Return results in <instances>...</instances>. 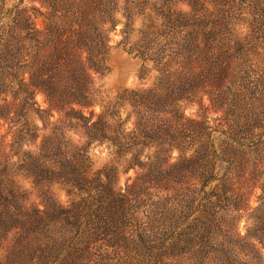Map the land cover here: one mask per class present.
<instances>
[{
  "label": "rangeland",
  "instance_id": "374dc122",
  "mask_svg": "<svg viewBox=\"0 0 264 264\" xmlns=\"http://www.w3.org/2000/svg\"><path fill=\"white\" fill-rule=\"evenodd\" d=\"M3 1L9 23L20 9L47 11ZM57 4L86 15L89 44L69 46L45 94L26 97L0 71V264H264V0ZM196 24L199 50L214 46L221 66L182 64ZM87 50L100 63L86 79L73 69ZM77 81L79 104L64 105ZM109 167L115 191L135 184L113 213L97 175Z\"/></svg>",
  "mask_w": 264,
  "mask_h": 264
},
{
  "label": "trees",
  "instance_id": "16d2710c",
  "mask_svg": "<svg viewBox=\"0 0 264 264\" xmlns=\"http://www.w3.org/2000/svg\"><path fill=\"white\" fill-rule=\"evenodd\" d=\"M37 1L40 4V7L47 9L46 12H41L39 9L32 8L33 16L27 15L26 9H20L17 12H14V17L9 23V9H5V3L3 0H0V71L1 79L9 78V68L14 72V77L20 78L16 85L22 87L21 92L26 97H33L35 93H44L46 91V86L51 83L47 80L48 73L54 71L55 73L63 68V66L68 67V60L66 59V51L69 49V46H78L86 47L89 42H81V34L83 33L84 20L86 15L83 12L74 10L71 12V9L74 8L73 4H70L68 7V14H57L60 13L59 5L57 0H32ZM38 18L43 19V28L38 29L36 27V20ZM57 20V21H56ZM196 29L193 32L187 34L186 39L184 40L182 46H184L185 51L181 52L180 57L182 58V64L185 65H195L198 64V61L204 62L205 60L209 63L211 67H214L216 64L221 66L224 58L222 57L223 53L220 55V58H217L214 54V46H209L208 49L199 50L198 37L204 35L202 30L199 29L198 24L195 25ZM12 33L11 46L14 48V64L9 66V34ZM77 37V40L72 42L70 39ZM47 48H52L51 52L47 56V60L43 62L41 60L40 54L43 51H46ZM82 49V48H81ZM61 51H64L62 54ZM81 51V50H80ZM188 53V54H187ZM207 53H210L211 57H206ZM87 58L85 62L77 57L75 60V66L73 69L75 74L79 77L88 78L86 71L93 69L95 73L98 72V65L100 60H95L98 56L92 50H87ZM201 56V60L199 59ZM204 56V57H203ZM15 57V58H14ZM28 74V81H23L22 76ZM47 79H43V77ZM46 85V86H45ZM81 84L79 81L73 86H70L68 90L61 91V97L65 104H79L77 98L81 97L83 91L81 90ZM192 88L190 85L182 90V95L177 96L171 102V109L177 110L175 102L180 99H186V95H190ZM152 91V90H151ZM150 92V91H148ZM4 93V92H3ZM6 93V91H5ZM56 94L55 90H51L49 95L54 97ZM81 107H89V104H80ZM72 111V110H71ZM94 126V125H92ZM170 147H174L171 146ZM176 149L182 151L181 148L175 146ZM171 150V148H170ZM118 151V150H117ZM169 151L166 150V152ZM118 153V152H117ZM177 166V163L172 164V168ZM133 167V166H130ZM103 174L107 181L103 184L105 190L113 198V200L106 203L105 211L113 213V210L123 208V200L125 194L129 193V189L132 190L135 184L126 187V193H121L120 188L118 191H115L116 186V175L117 168L109 167L104 168L103 170L97 172V175ZM74 183L84 185L87 183V178L81 176L73 180ZM77 185V184H75Z\"/></svg>",
  "mask_w": 264,
  "mask_h": 264
}]
</instances>
